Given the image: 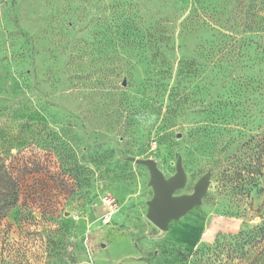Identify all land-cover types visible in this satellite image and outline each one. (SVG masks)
<instances>
[{
  "label": "rangeland",
  "instance_id": "1",
  "mask_svg": "<svg viewBox=\"0 0 264 264\" xmlns=\"http://www.w3.org/2000/svg\"><path fill=\"white\" fill-rule=\"evenodd\" d=\"M4 201L0 264H264V0H0Z\"/></svg>",
  "mask_w": 264,
  "mask_h": 264
},
{
  "label": "water",
  "instance_id": "2",
  "mask_svg": "<svg viewBox=\"0 0 264 264\" xmlns=\"http://www.w3.org/2000/svg\"><path fill=\"white\" fill-rule=\"evenodd\" d=\"M131 160L148 168L149 185L152 188L153 196L147 201L146 217L159 229L167 230L171 220L178 219L192 207L200 204L209 184L207 176L195 183L191 193L175 196L174 192L182 188L185 183V173L181 161L177 162L175 173L171 177L165 178L158 169L155 160L151 158H131Z\"/></svg>",
  "mask_w": 264,
  "mask_h": 264
},
{
  "label": "built area",
  "instance_id": "3",
  "mask_svg": "<svg viewBox=\"0 0 264 264\" xmlns=\"http://www.w3.org/2000/svg\"><path fill=\"white\" fill-rule=\"evenodd\" d=\"M104 203L106 205V208H107L109 215H112V213L116 209V204L113 202L112 199H104Z\"/></svg>",
  "mask_w": 264,
  "mask_h": 264
},
{
  "label": "trees",
  "instance_id": "4",
  "mask_svg": "<svg viewBox=\"0 0 264 264\" xmlns=\"http://www.w3.org/2000/svg\"><path fill=\"white\" fill-rule=\"evenodd\" d=\"M11 190V189H10ZM12 199V201L8 202L10 204L14 203L15 202V199H16V194H15V191H12V198H10V200ZM6 200V199H5ZM6 201H4L1 205H0V211L2 210V208L4 207H7V204H8Z\"/></svg>",
  "mask_w": 264,
  "mask_h": 264
}]
</instances>
